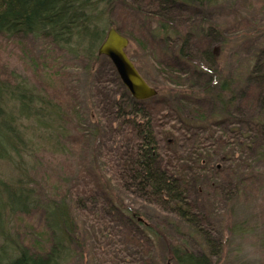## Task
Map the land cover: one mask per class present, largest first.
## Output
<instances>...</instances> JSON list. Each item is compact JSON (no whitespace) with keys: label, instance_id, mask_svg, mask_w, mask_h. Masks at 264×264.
Instances as JSON below:
<instances>
[{"label":"trees","instance_id":"1","mask_svg":"<svg viewBox=\"0 0 264 264\" xmlns=\"http://www.w3.org/2000/svg\"><path fill=\"white\" fill-rule=\"evenodd\" d=\"M222 1L230 6L227 0H160L159 10L145 16L129 0H0V35L48 39L84 60L87 97L97 99L91 101L96 110L89 120L81 121L62 100L25 83L0 81V264L81 262L90 243L98 250L97 264L98 255L107 252L114 264H167L168 258L175 264H214L226 245L241 239L238 235L253 232L247 214L241 215L240 198L250 181L264 182L257 166L264 160V53L258 47L245 56L235 52L223 67L224 59L209 48L204 58L189 51L195 40L209 45L216 40L224 48L236 44L213 21ZM120 8L143 27L142 62L132 60L157 95L135 99L111 65L121 90L115 96L108 92L118 114L113 127L107 120L114 109L109 117L101 115L96 80L98 61L106 57L99 47ZM246 37L261 45L264 30ZM180 81L190 84L180 88ZM252 94L260 110L247 116ZM236 119L233 142L211 134ZM70 126L87 143V157L67 188L38 186L36 154L65 153L62 141ZM107 130L110 137L104 139ZM211 138L221 154L211 149ZM235 147L240 154L231 156ZM214 157L222 166L210 167ZM4 165L13 173L1 169ZM216 201L226 204L213 224L209 217ZM38 212L44 233H35L32 244L19 243L24 239L5 216ZM89 219L91 227L85 226ZM180 223L188 231L173 241L169 234L180 231ZM86 230L89 241L83 238ZM195 243L200 248H193ZM160 244L163 256H158Z\"/></svg>","mask_w":264,"mask_h":264},{"label":"rangeland","instance_id":"2","mask_svg":"<svg viewBox=\"0 0 264 264\" xmlns=\"http://www.w3.org/2000/svg\"><path fill=\"white\" fill-rule=\"evenodd\" d=\"M159 1L160 0H129V3L132 7L139 6L142 12L140 15L146 16L150 14V12L152 13V11L157 12L159 10ZM227 2H230V6L226 7L223 1L220 2L217 5L218 7L216 6V8H214L212 17L213 21L218 22L217 25L226 29L229 34L231 33V38L235 39L236 44L231 41L230 44L224 48L216 40L210 41V45L208 42L206 43L205 40H195L193 41V45L189 48L190 53L199 56H203L207 48L215 55L220 54L224 60L226 59V61L223 60V67L228 64V60H230L235 52L241 54V56H245L258 47V49H261L264 53V43L259 45L255 38L247 39L246 37L256 34L258 30H264V0H227ZM131 16L130 14L127 15L120 8L117 14L111 17V21L113 22V27L121 29V31L125 33V36L128 37L129 45L126 50L130 58H133L135 63L139 61L142 62L143 45L140 41H144L142 37L143 27H139L140 22L138 25L136 20L131 19ZM176 23H178L177 19ZM141 24L143 23L141 22ZM140 30L142 31L138 33ZM85 63L84 60L69 54L66 50L60 49L48 39L32 36L22 37L19 35L8 38L0 35V81L11 84H16L17 82L25 83L36 93L48 94L50 97L62 100L70 106V114L72 117L81 121L89 120V114L95 109L91 101H97V99L90 100L87 97L89 92L87 91V86H84L83 77ZM111 65L113 66V63L107 56L98 61L97 70L100 75L99 78L97 77L96 86H100L98 100L100 112L103 117H109L110 113L113 112L111 109H114L108 101V92L114 90L115 96V93L121 91L120 87L116 86L117 81L113 73H111ZM182 73L183 71L180 72V74ZM187 74L190 77L192 76V72L190 71ZM180 83H182V81L179 82V85H181ZM189 84L190 82H186V86L181 85L179 87L187 88ZM248 105L250 109L248 110L249 114L247 116L256 114L257 108L260 110L259 104L254 100V94H252L251 99L248 100L247 106ZM117 116V111L114 109L112 118L107 120L113 127L117 126V123L113 119ZM237 120L239 119H236L232 123L227 122L226 124H221L211 134L217 136L216 139L218 140L219 137H224L227 141L232 140L233 142L234 135L232 129L238 126L236 125ZM69 133L70 134L62 141L64 142L65 153L43 154L42 150H40L38 154H36L35 160L38 163L36 169V184L38 186L42 187L46 182H50L52 186H56L57 190L60 185L62 186L60 190L65 187L67 188V183L71 180H68V178L70 176L73 177L74 174L77 173V170H75L76 166L79 167L78 164H80V161L85 160L87 157L84 151V147L87 146V143L79 140L73 127ZM106 135L104 139L110 137L108 130L106 131ZM209 143L211 149L218 155L222 153V148H219L215 140L211 138ZM233 150L234 151L230 153L231 156L233 154H240L238 147H235ZM217 165L218 167L222 166L219 158L214 157L210 163V167H217ZM257 166L258 170H261L259 172L264 173V160L260 161ZM1 169L5 170L8 174L13 173L12 168L7 165L2 166ZM211 181L215 183L213 177ZM227 181L231 182L232 180L228 178ZM245 187L246 190L240 198V204L243 207L241 215L247 214L253 232L238 235L241 239L234 240L231 245H226L222 256L219 258V262L218 259L215 258L214 264H264V182L255 179L250 181L249 184H246ZM224 204L226 203L218 204L216 201L215 205L212 206V208L216 210L209 217L211 223L215 224L221 219V209L224 208ZM42 216L43 215L38 212L34 215H15L11 218L6 215L5 218L6 222L11 223V227L14 229L13 233H18V238L24 239L23 242L19 243L29 245L30 242L31 244L34 242L33 237L35 233H44L42 231V225H44ZM85 224V226L89 225V227L94 225L90 219L85 220ZM16 227H19L17 231L15 230ZM179 228L180 231L171 232L169 234L172 236L173 241L175 238L176 240L179 239L176 237L178 235L177 233L184 234L188 231L183 223L179 224ZM211 237L212 239H218V236L213 234ZM83 238L89 241L90 237L87 230ZM200 244L201 243H195L193 248H200ZM91 245L90 243L89 246L86 247L85 252H83V256H80V259H82L81 262L80 260L79 262L72 261L70 264H97V262H95L94 252H98V250L95 246ZM158 250V256H163L164 248L162 244L158 245ZM98 256L101 257V262H99V264H114L112 261H109L111 256L108 252L105 253V255L100 253ZM123 259L125 263L128 261L126 255H124ZM124 262L122 261V263ZM166 262L167 264H175L171 258H168ZM126 264H129V262ZM151 264H158V262L152 261Z\"/></svg>","mask_w":264,"mask_h":264},{"label":"water","instance_id":"3","mask_svg":"<svg viewBox=\"0 0 264 264\" xmlns=\"http://www.w3.org/2000/svg\"><path fill=\"white\" fill-rule=\"evenodd\" d=\"M129 39L115 27H110L99 48V54L107 56L115 66L123 84L137 100H146L157 94L136 68L127 54Z\"/></svg>","mask_w":264,"mask_h":264}]
</instances>
